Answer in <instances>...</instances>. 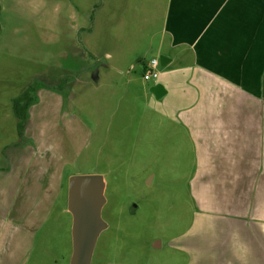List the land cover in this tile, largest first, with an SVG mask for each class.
I'll return each instance as SVG.
<instances>
[{
  "label": "rangeland",
  "instance_id": "obj_1",
  "mask_svg": "<svg viewBox=\"0 0 264 264\" xmlns=\"http://www.w3.org/2000/svg\"><path fill=\"white\" fill-rule=\"evenodd\" d=\"M2 2L0 208L16 207L0 215L1 264H70L68 181L76 175L105 181L101 217L107 227L91 264H180L170 241L189 222L183 185L176 178L135 177L141 168L144 174L159 167L176 172L180 160H190L173 131L181 127L175 109L192 101L193 90L187 87L174 103H168L172 93L157 100L149 91L160 80L177 87L189 77L185 36L191 34L185 29L177 35L171 22L166 31L179 2L168 8L167 0ZM101 2L108 7L104 13ZM161 57L172 60L162 65ZM154 59L159 79L146 81L143 67ZM29 88L43 99L29 109L19 135L12 102L24 95L31 104ZM156 112L164 117L158 120ZM18 145L25 150L15 154ZM9 254L10 262L4 258Z\"/></svg>",
  "mask_w": 264,
  "mask_h": 264
},
{
  "label": "crops",
  "instance_id": "obj_2",
  "mask_svg": "<svg viewBox=\"0 0 264 264\" xmlns=\"http://www.w3.org/2000/svg\"><path fill=\"white\" fill-rule=\"evenodd\" d=\"M177 1L166 31L172 23L177 35L191 34L185 36L189 77L177 87L160 80L149 91L157 100L172 93L168 103H174L187 87L193 90L192 101L175 109L184 132L173 131L190 160H180L176 172L159 167L144 174L141 168L135 177L176 178L183 185L189 222L170 241L180 264H264V0ZM106 9L101 2L99 13Z\"/></svg>",
  "mask_w": 264,
  "mask_h": 264
},
{
  "label": "water",
  "instance_id": "obj_3",
  "mask_svg": "<svg viewBox=\"0 0 264 264\" xmlns=\"http://www.w3.org/2000/svg\"><path fill=\"white\" fill-rule=\"evenodd\" d=\"M164 57L160 58L163 65ZM105 181L100 175H76L68 181L67 210L72 216L70 264H91L97 239L106 229L101 217ZM155 247V245H153Z\"/></svg>",
  "mask_w": 264,
  "mask_h": 264
},
{
  "label": "flooded vegetation",
  "instance_id": "obj_4",
  "mask_svg": "<svg viewBox=\"0 0 264 264\" xmlns=\"http://www.w3.org/2000/svg\"><path fill=\"white\" fill-rule=\"evenodd\" d=\"M43 88H48L49 90H50V88L47 86V85H45ZM26 91H28V92H31L32 93V97H30L31 98V104H29V106L28 107H26V101H27V98L23 95V96H21V97H19L17 100H15L14 102H12V105H13V108H14V112H15V117H16V119L19 121V123H18V133H19V135L21 134V129L20 128H22L24 125H25V122L26 121H28V116H29V114H28V111H29V109L35 104V105H38L40 102H41V100L43 99L42 98V96H41V98H39V99H36V97L34 96V93L36 92V89H34V88H29V89H27ZM41 93H42V91H41ZM57 97V95H55V98ZM67 100H68V98H67ZM19 101H22L23 102V108L21 109V108H19V106H18V102ZM18 114H24V120L20 117V115H18ZM25 127V126H24ZM36 148H38V147H36ZM25 150V147L24 146H21V145H18L15 149H14V153L15 154H20L21 152H23ZM31 153H33V152H31ZM36 154H39V152H36ZM11 161V160H10ZM9 160L8 161H6L8 164H9V162H10ZM20 164H18L17 166H19ZM7 167H10V165L9 166H7ZM43 168V166H41L39 169H42ZM16 176H17V174H16ZM16 178H18V177H15L14 179H16ZM17 183H19L18 182V180H16L12 185H17ZM5 192H6V194H10V191H12V190H4ZM7 200H10V197H8L7 198ZM16 206L15 205H10V203H5V205H2V208H0V215H6V213H7V211H8V209L10 208V210L11 209H14Z\"/></svg>",
  "mask_w": 264,
  "mask_h": 264
},
{
  "label": "built area",
  "instance_id": "obj_5",
  "mask_svg": "<svg viewBox=\"0 0 264 264\" xmlns=\"http://www.w3.org/2000/svg\"><path fill=\"white\" fill-rule=\"evenodd\" d=\"M159 63L158 60L154 59L148 62L144 67V75L143 78L146 81H150L151 79H158L160 74L157 70Z\"/></svg>",
  "mask_w": 264,
  "mask_h": 264
},
{
  "label": "trees",
  "instance_id": "obj_6",
  "mask_svg": "<svg viewBox=\"0 0 264 264\" xmlns=\"http://www.w3.org/2000/svg\"><path fill=\"white\" fill-rule=\"evenodd\" d=\"M26 107H28L29 106V104L26 102ZM18 115H20V117L24 120V114H18Z\"/></svg>",
  "mask_w": 264,
  "mask_h": 264
}]
</instances>
